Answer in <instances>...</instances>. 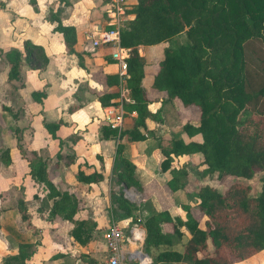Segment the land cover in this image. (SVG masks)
<instances>
[{
	"label": "trees",
	"instance_id": "1",
	"mask_svg": "<svg viewBox=\"0 0 264 264\" xmlns=\"http://www.w3.org/2000/svg\"><path fill=\"white\" fill-rule=\"evenodd\" d=\"M108 2L105 0L104 7L109 19ZM125 10L129 16L120 28L119 42L126 62L123 84L129 99L122 102L120 129L103 124L101 135L142 140L152 133L147 121L161 119L160 106L154 111L147 106L156 97H150L141 84L146 60L138 52V44L166 42L161 57L153 64L149 87L165 93L164 98H156L159 102L176 101L181 108L193 106L192 116H197L196 122L184 119L180 133L162 134L157 140L161 153L159 168L168 173L166 184L171 190L187 183L185 167L175 165L173 157L193 153L200 156L201 180L195 204H181L183 216L164 208L136 220L131 218L144 227L142 249L150 256L149 264H235L263 250L264 0H135L126 3ZM62 16L60 8L48 9L46 19L60 33L65 51L75 53L80 63V55L73 48L75 28L62 23ZM23 47L28 59L32 48L39 46L24 40ZM42 55L46 60L43 52ZM19 63L20 52L16 50L9 60L7 78L19 75ZM30 94L39 103L44 91L32 90ZM117 98L116 83L107 84V90L98 95L102 106L115 104ZM61 123V119L42 120L51 137H57ZM11 129L17 152L26 160L27 173L45 190L42 206L46 217L70 221L69 235L84 245L94 237L95 221L89 216H75L79 210L77 196L51 180L46 158L25 147L17 126ZM195 134L199 139L192 138ZM75 139L73 136L70 140ZM123 148L124 144L118 141L113 159L115 181L140 189L134 175L135 164L124 155ZM56 157H65L67 164L73 153L57 152ZM9 161L8 146H0V163L6 165ZM257 171L260 187L256 194H250L248 183H222L227 176L248 179ZM75 177L90 183L99 181L102 175L94 170L85 172L78 165ZM19 201L20 216L29 220L25 205ZM110 203L112 211L118 214L131 215L132 210L139 208L122 195L121 186L110 193ZM36 210L39 212V204ZM183 236L181 248H173V243ZM13 245L14 251L1 256V264H27L35 241L18 240ZM151 247L157 249L153 254Z\"/></svg>",
	"mask_w": 264,
	"mask_h": 264
},
{
	"label": "crops",
	"instance_id": "2",
	"mask_svg": "<svg viewBox=\"0 0 264 264\" xmlns=\"http://www.w3.org/2000/svg\"><path fill=\"white\" fill-rule=\"evenodd\" d=\"M70 2L69 9L62 13L61 21L65 24H72L75 28L73 48L79 53L81 64L78 62V56L75 53L65 51L60 33L53 30V24L46 19L48 9L60 8L57 7V1L52 5L51 2L47 3L46 0H33V2L31 0H0V73H7L8 59H11L14 51H19L20 58H22L24 55V40L38 44L39 49L46 56V62L39 69V75L29 77L30 71L27 69L29 67L21 63H19V74L26 86L31 85L30 98L25 102L29 111L36 113L35 115L39 114V150L36 151L46 158L51 180L54 183H61L74 192L77 196L79 208L75 216L91 217L95 221V232L106 220L107 209L104 208L106 203L110 210V193L116 191L119 186H125L121 182L117 183L115 181L116 177L113 173L115 146L120 141L124 144V155L135 164L134 175L141 188L137 189L134 185L128 186H134L139 192V201L141 202L137 205H140L142 216L144 217L152 210L164 208L173 214L183 216L184 209L181 204L192 206L196 202L195 200L192 203L190 198V192L193 190L191 184L193 180L190 179L189 172L193 163L192 159H195L196 164H198L200 156L193 153L173 157L172 162L175 165L185 167L187 183L183 188L171 190L166 184L168 173L159 168L161 153L157 147V140L158 136L162 134L169 136L174 135V133L178 134L180 122L183 123L184 118L189 116L188 114H194V107L185 106L181 108V106L176 105L175 101L159 102L156 98H164L165 93L151 91L149 96L156 98L150 101L147 106L151 111L160 106L159 114L161 116L158 121H147L148 126L152 129L151 134L148 133L144 139L135 141L127 139L125 135L120 138L118 136L103 137L101 135V125L105 124L102 118L104 106L100 104L98 95L107 90V84L116 83L118 87L119 77L116 61L109 53L111 48L106 45L93 46L88 33L94 27L106 26L108 21L107 8L106 11H103L105 7L102 5V0H71ZM126 2L134 3L135 0H126ZM155 44L137 45L138 52L143 54L144 57L146 53L151 55L154 58L152 60L154 63L157 60L158 52ZM161 44L162 52L166 42L161 41ZM20 60L23 61V58ZM154 63H151L145 69L146 72H144L141 79L142 86L143 79L147 74L150 84L154 72ZM16 78H19V75L9 80L11 89L15 88L16 90L13 99L19 95L18 87L24 85L21 82L15 86L13 81ZM27 79L30 80L27 81ZM38 85L39 89H37ZM32 90L44 91V96L41 97L39 103L31 97ZM3 91V84H1L0 96L3 95ZM10 103H13L10 97L5 101L0 99V119L3 117L1 115L3 109L8 110L11 117V112L17 113V110H12ZM17 109L19 110L16 115L18 118L23 117L19 113L27 112V109L24 110L23 106ZM130 114L134 115V112ZM179 116L183 118L182 121L179 120ZM58 119H61L63 123L56 131L57 137H51L43 127L42 120L57 121ZM7 124L5 127L4 125L3 127L0 126L2 136L0 146H8L10 157L9 163L2 164L5 167H3L4 169L17 164L20 165L19 161L23 159L19 156L15 147L14 133L11 129L13 124L11 125L10 122H7ZM19 129L25 147L28 149L26 138L22 134L24 128ZM73 136H76V139L72 142L70 139ZM182 137L187 139L183 134ZM59 139L62 140L60 144L58 143ZM57 152L62 155L72 152L73 159L66 164L65 157H56ZM178 161L179 164H177ZM78 165L82 166L85 172L94 170L101 173L102 178L97 182L90 183L78 181L75 177ZM26 167L25 171L27 172V163ZM198 167L200 168L201 165L198 164ZM9 173H12V171ZM5 175L0 173V178L5 177ZM26 176L31 188L36 189L39 186V212L36 210L37 205L33 207V210L28 211L30 225L39 229V264L49 262L63 264L70 261L65 254L66 251L69 250L72 254L78 247L84 245L77 243L69 235L68 230L72 225L70 221L59 217L50 219L46 217L47 211L42 206L45 190L41 184L33 181L28 173ZM33 183L34 186H32ZM27 187L26 185L24 190L26 192ZM18 197L23 199L24 204L33 200H27L21 195ZM8 208H10V205H3L0 198V213L2 214L0 237L8 248V241L11 242L12 246L7 252H12L14 251V241L18 240H14L9 236L8 233H14L10 226L1 224L2 217L6 216L9 211ZM92 240H94V237L85 244H90ZM52 253L55 254V257L49 260Z\"/></svg>",
	"mask_w": 264,
	"mask_h": 264
},
{
	"label": "rangeland",
	"instance_id": "3",
	"mask_svg": "<svg viewBox=\"0 0 264 264\" xmlns=\"http://www.w3.org/2000/svg\"><path fill=\"white\" fill-rule=\"evenodd\" d=\"M58 2L57 7H60L62 13L66 12L67 9H69L70 5H71V0H46V2L50 3L53 5L54 2ZM105 0H102V5H105ZM50 7V6H49ZM52 7V6H51ZM106 11V9H105ZM107 12V11H106ZM161 42L160 43H156L155 47L157 48V56L156 59L158 60V58L161 56L162 52H161ZM148 52V51H147ZM43 55H42V51L39 49V47H34L32 48L31 53L28 56V59L25 58V56L23 55V61L20 60V63L23 64L24 66H28L29 69L28 71H30V74H28L29 77L31 76H36L39 75V69L41 67H43V65L45 64L46 60L43 59ZM155 57V56H154ZM12 58V57H11ZM20 58V59H22ZM146 58V65H145V69H147V66H150L151 63H154L152 60L154 59L151 55H149L148 53H146L145 55ZM156 60V61H157ZM9 61V59H8ZM152 61V62H151ZM156 67V66H155ZM7 68V67H6ZM26 69V70H27ZM146 72V70H145ZM152 72V71H151ZM10 79L7 78V73L4 72V74L0 73V85L3 84V95L0 96V99H3V101L7 100V98L10 97L11 100H13V103H10V106L12 108V110H17V113L19 112V110L17 108L23 106V109H27L25 113H19L22 114L23 117H11L10 116V112L8 110L3 109L4 111L1 113L2 114V119H0V126L5 127V125H8L7 122H10V124L17 126V128H24L23 129V136L26 138V146L28 147V149H34V150H39V114L35 115L36 113H32L31 111L28 110L27 108V104H26V100H29L30 95H29V91L31 90V85L26 86L25 83L22 81V76H20L19 74V78H16L13 82L15 83V86H17L18 84H20L21 82L24 83V85L22 87H18L19 88V95L17 96V98L13 99L15 96V88L10 87ZM30 79H27V81H29ZM146 81V83H145ZM149 76L148 74L146 75V77H144L143 79V87L146 90V92L150 93V91H152L149 87ZM17 88V91H18ZM39 89V85L38 88ZM176 105L179 106V104L175 101ZM29 106V105H28ZM39 106V105H38ZM35 115V116H33ZM189 116L187 118L184 119H188L191 120L192 122H196L197 116L192 114H188ZM179 120H183V118L181 116H179ZM181 125L182 123L180 122V126H179V130L177 133L180 132L181 129ZM175 134V133H174ZM1 134H0V144H1ZM192 138L194 139H199V135L195 134L192 136ZM186 160V159H185ZM185 160H183V162H185ZM20 165L17 164L15 166H12L10 168H6L2 165H0V173L1 174H6L5 177L0 178V198L2 199V203L3 205H10V208L8 213L6 214V216L4 215L2 217L1 220V224H3V226H10L11 229L14 231L8 233L9 236H11L14 240H31V241H35V245H34V253L31 255V257L28 259V261L26 262L27 264H39V229L37 227H30V223L29 220L22 218L20 216V212H19V208L22 205L21 202L19 200H22L20 197L18 196H24L27 200L33 199L31 201H29L27 204H23L25 205V209H26V213L28 214L27 217H29V213L28 211L33 210V207H35L36 205L39 204V186H37L36 189L31 188L28 184V177L26 176L27 172L26 170V160L25 159H21L20 161ZM18 162V163H19ZM192 166L190 167V172H189V177L190 179L193 180V182H191V184L193 185L192 187V191L190 192V198H191V202L193 203L196 199V189L199 186V181L201 180L200 178V168L198 167V164H196V160L192 159ZM179 164V161L178 163ZM4 167V168H3ZM10 171H12V173H9ZM259 175H260V171L255 172L250 178L245 179V178H236L233 176H227L224 178V180L222 181V183H230L232 181H240L242 183H248L250 185V194H256L259 190L260 187V182H259ZM212 183L214 184L215 182L212 181ZM221 184H217L218 187H220ZM26 185L27 187V192L24 191ZM35 184L33 183L32 186H34ZM120 187V186H119ZM118 187V188H119ZM36 190V191H33ZM121 192L122 195L134 206L139 207L140 205H137L139 202V192L138 190L134 187V186H121ZM8 197V198H6ZM37 197V198H36ZM9 203V204H7ZM109 204H110V199H109ZM104 208L107 209V215H106V220H104V223L101 225L100 228H98L95 232H94V240H92V242L90 244H84V246L78 247L74 253L71 254V252L68 250L66 251V256L68 258V260L70 259V261L68 262H64L63 264H89L91 263L93 260H95L97 262V264H101L102 261L104 260V256H105V245H104V241H103V232L104 229L106 228V226L112 222V221H116L118 224L123 225V227H126L129 223H131V218H135L134 220H136L137 218H142V214L140 213V208H136L134 210H132V214L131 215H124V214H118L114 213L112 211V207L110 206V210H109V206L107 205V203L104 205ZM34 212V211H33ZM36 212V211H35ZM37 214V213H36ZM1 213H0V219H1ZM183 215V214H182ZM36 230V231H35ZM8 238V236H7ZM185 240V237H181L179 239V241L173 243L172 247L173 248H177L180 249L181 248V243ZM8 246L9 248L6 246V243L4 241H1V237H0V263H1V256L4 255L12 246L11 242L8 241ZM210 246V244H209ZM160 248V247H159ZM157 249L151 247L150 248V252L153 254L154 252H156ZM53 257H55V254L52 253L51 257H49V260L52 259ZM65 257V256H64ZM72 257V259H71ZM44 264V263H43ZM46 264V263H45ZM47 264H52L51 262L47 263ZM235 264H264V249L260 250L254 254H252L251 256L240 260L238 262H236Z\"/></svg>",
	"mask_w": 264,
	"mask_h": 264
},
{
	"label": "built area",
	"instance_id": "4",
	"mask_svg": "<svg viewBox=\"0 0 264 264\" xmlns=\"http://www.w3.org/2000/svg\"><path fill=\"white\" fill-rule=\"evenodd\" d=\"M111 15L107 21L109 27H94L88 33L91 44L110 45V56L116 61L119 77L118 98L115 104L102 109L105 124L120 129L123 119L122 102L128 100V89L123 84L126 75V62L119 42L120 28L129 14L125 10L126 0H108ZM144 227L139 222H131L126 227L116 221L110 222L103 232L105 256L101 264H149L150 256L142 249Z\"/></svg>",
	"mask_w": 264,
	"mask_h": 264
},
{
	"label": "water",
	"instance_id": "5",
	"mask_svg": "<svg viewBox=\"0 0 264 264\" xmlns=\"http://www.w3.org/2000/svg\"><path fill=\"white\" fill-rule=\"evenodd\" d=\"M97 28H99V27H97Z\"/></svg>",
	"mask_w": 264,
	"mask_h": 264
}]
</instances>
